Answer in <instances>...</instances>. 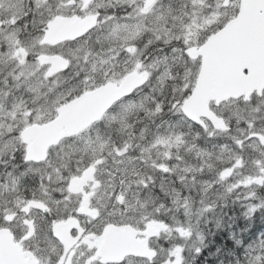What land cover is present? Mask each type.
Here are the masks:
<instances>
[{"label": "snow or ice", "instance_id": "1", "mask_svg": "<svg viewBox=\"0 0 264 264\" xmlns=\"http://www.w3.org/2000/svg\"><path fill=\"white\" fill-rule=\"evenodd\" d=\"M0 264H264V0H0Z\"/></svg>", "mask_w": 264, "mask_h": 264}]
</instances>
